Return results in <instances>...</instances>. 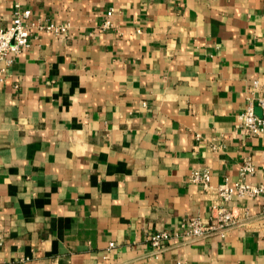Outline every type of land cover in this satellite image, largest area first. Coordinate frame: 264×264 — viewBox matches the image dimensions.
<instances>
[{
    "label": "crops",
    "instance_id": "1",
    "mask_svg": "<svg viewBox=\"0 0 264 264\" xmlns=\"http://www.w3.org/2000/svg\"><path fill=\"white\" fill-rule=\"evenodd\" d=\"M16 4L69 30L35 29L0 81V264H264L260 196L223 234L149 242L209 221L248 159L264 185L238 117L261 114L264 0H0L1 25Z\"/></svg>",
    "mask_w": 264,
    "mask_h": 264
},
{
    "label": "built area",
    "instance_id": "2",
    "mask_svg": "<svg viewBox=\"0 0 264 264\" xmlns=\"http://www.w3.org/2000/svg\"><path fill=\"white\" fill-rule=\"evenodd\" d=\"M113 9L107 12V18L103 27L112 26L111 16ZM32 11L16 4L14 7V17L12 24L3 26L0 24V81L3 82L8 75V70L14 61V57L20 54L24 49L30 47V39L35 29L46 30L55 34H66L69 25L49 23L41 25L34 21H29ZM258 105L261 107V114L254 110L253 103L239 114L241 126L247 134H264V94L259 98ZM253 162L248 159L244 161L241 167V179L235 182L225 181L218 184L215 189L222 201L221 205L214 209L209 221H202L198 218L184 220L181 224L182 231L159 230L149 236V242L158 251L165 249L168 242L178 237L192 240L207 238L214 234H223L227 229L238 223L237 215L230 203L235 198L262 197L263 203L260 214L264 216V185L250 183L242 178L255 173ZM190 181L199 184L204 189L212 188V176L208 168H194L190 173ZM4 236L0 232V246ZM114 246V243H111Z\"/></svg>",
    "mask_w": 264,
    "mask_h": 264
}]
</instances>
